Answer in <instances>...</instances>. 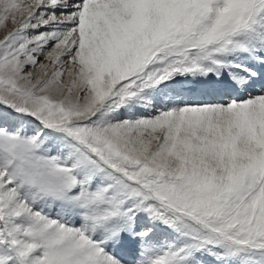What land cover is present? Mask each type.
<instances>
[{"label":"snow or ice","instance_id":"6c2138e0","mask_svg":"<svg viewBox=\"0 0 264 264\" xmlns=\"http://www.w3.org/2000/svg\"><path fill=\"white\" fill-rule=\"evenodd\" d=\"M0 264H264V0H0Z\"/></svg>","mask_w":264,"mask_h":264}]
</instances>
